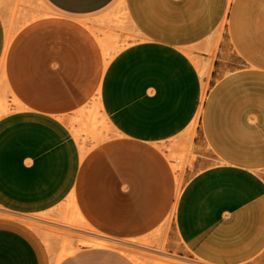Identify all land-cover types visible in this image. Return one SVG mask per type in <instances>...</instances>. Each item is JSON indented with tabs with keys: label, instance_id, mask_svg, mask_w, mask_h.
Wrapping results in <instances>:
<instances>
[{
	"label": "crops",
	"instance_id": "obj_1",
	"mask_svg": "<svg viewBox=\"0 0 264 264\" xmlns=\"http://www.w3.org/2000/svg\"><path fill=\"white\" fill-rule=\"evenodd\" d=\"M42 1L55 14L10 47L0 12V68L20 103L0 116V264H44L22 219L72 192L108 234L156 227L174 201L161 142L194 121L201 167L176 200L166 247L206 264H264V0H123L139 39L109 63L103 47L106 67L82 21L114 0ZM208 36L218 43L203 60L201 106L199 73L179 51ZM99 88L119 135L81 158L66 120Z\"/></svg>",
	"mask_w": 264,
	"mask_h": 264
},
{
	"label": "rangeland",
	"instance_id": "obj_2",
	"mask_svg": "<svg viewBox=\"0 0 264 264\" xmlns=\"http://www.w3.org/2000/svg\"><path fill=\"white\" fill-rule=\"evenodd\" d=\"M0 12L7 14L5 19L7 18L9 24V47L24 27L55 14L42 0H0ZM83 19L86 20L82 21L86 24V32L95 45H100V58L104 67L103 50L109 57V63L115 51L120 54V51H124L139 39L131 26L129 11L123 0H114L102 11ZM222 31L223 23L217 27L214 34L221 36ZM209 38L210 36L203 38L187 50L186 54L178 50L183 61L187 62L195 73H199L201 106L209 88L208 67L204 68L206 61L203 60L207 56L210 60L215 55V51L209 52L210 42L215 39L216 44L218 43V38L215 37L208 44ZM191 61L198 69H194ZM1 63L3 64V60ZM108 75V70H105L104 78ZM13 104L20 103L12 95L4 70L0 68V116L11 110ZM2 107L6 110L3 111ZM74 111L73 115L67 118L66 124L75 139L81 158L85 153L93 152L104 140L118 137L120 127L115 123L113 131L111 115L100 88ZM197 122L190 124L185 130L169 133L161 142V149L167 155L173 178L174 201L156 227L127 234H108L91 222L72 192L64 200L60 198L57 203L61 202L51 209L22 219L39 243L44 264H206L193 258L177 256L166 247L176 200L186 181L201 167L192 148Z\"/></svg>",
	"mask_w": 264,
	"mask_h": 264
},
{
	"label": "bare ground",
	"instance_id": "obj_3",
	"mask_svg": "<svg viewBox=\"0 0 264 264\" xmlns=\"http://www.w3.org/2000/svg\"><path fill=\"white\" fill-rule=\"evenodd\" d=\"M208 65H210V63L207 61L205 64H204V68H206V67H209ZM206 72H207V70H206ZM203 73H204V71H203ZM195 123V121L193 122V124ZM145 263V262H144Z\"/></svg>",
	"mask_w": 264,
	"mask_h": 264
}]
</instances>
